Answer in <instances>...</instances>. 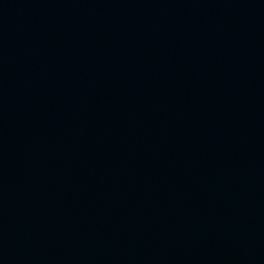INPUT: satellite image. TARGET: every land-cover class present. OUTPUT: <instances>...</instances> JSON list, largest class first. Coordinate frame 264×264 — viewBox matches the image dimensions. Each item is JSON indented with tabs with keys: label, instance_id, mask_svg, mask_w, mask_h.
Wrapping results in <instances>:
<instances>
[{
	"label": "water",
	"instance_id": "1",
	"mask_svg": "<svg viewBox=\"0 0 264 264\" xmlns=\"http://www.w3.org/2000/svg\"><path fill=\"white\" fill-rule=\"evenodd\" d=\"M0 264H264V0H0Z\"/></svg>",
	"mask_w": 264,
	"mask_h": 264
}]
</instances>
